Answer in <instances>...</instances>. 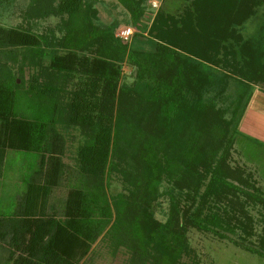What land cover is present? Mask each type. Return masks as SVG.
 <instances>
[{
	"label": "trees",
	"instance_id": "trees-1",
	"mask_svg": "<svg viewBox=\"0 0 264 264\" xmlns=\"http://www.w3.org/2000/svg\"><path fill=\"white\" fill-rule=\"evenodd\" d=\"M115 1L141 31L126 42L117 21L98 23V0H29L26 23L58 19L41 33L0 25V179L8 150L37 157L14 212L0 217L3 264H80L99 239L125 249L130 264H197L190 229L235 235V245L264 259L262 189L231 165L255 88L264 94L263 29L241 32L264 0H181L179 14L164 0ZM153 1L160 5L145 25ZM14 2L0 0V12ZM21 85L49 107L47 120L15 114ZM71 131L81 136L77 177L57 218L49 198ZM111 179L121 184L113 196Z\"/></svg>",
	"mask_w": 264,
	"mask_h": 264
},
{
	"label": "rangeland",
	"instance_id": "rangeland-1",
	"mask_svg": "<svg viewBox=\"0 0 264 264\" xmlns=\"http://www.w3.org/2000/svg\"><path fill=\"white\" fill-rule=\"evenodd\" d=\"M29 0H15L14 4L8 9L0 12V25L6 27H30L33 31L41 33L47 29L53 28L58 19L49 18L46 20L31 21L26 23L22 18V14L26 9ZM160 3L151 2L154 11L148 13L143 18V23L149 25L155 11ZM185 3L181 0H164L163 9L172 14H179ZM98 11V23L101 25H109L113 21L119 23V27L115 31V35H121L124 29H130L133 34L140 33L136 28L127 26L128 21L126 11L115 0H98L96 4ZM261 27L264 34V6H262L255 18L249 21L242 29V34L248 38L257 33ZM132 34V35H133ZM145 35V34H144ZM126 42V41H124ZM17 69H14V71ZM28 71L25 73L27 74ZM131 70L123 67V80L127 83L132 81ZM15 75V72H13ZM27 77V75L25 76ZM14 80L8 81V85H12ZM228 97L233 98L237 95L236 87L230 86ZM254 98L250 100L248 106L240 120L238 126V135L235 138L233 152L231 154V165L243 167L251 173L257 181L258 186L264 192V94L255 88ZM253 94V95H254ZM35 102L32 97H28V93L23 89V85L17 93V104L15 106V114L24 118H31L38 111L44 120L48 119L49 107L42 104L40 96ZM81 136L77 131H71L66 136V149L62 158L64 169L59 180L58 186L51 192L49 198L50 214L57 218L62 216L63 205L66 195L77 177L75 169V152ZM37 157L32 153L10 151L6 152L4 165L2 168V178L0 179V217L10 216L18 201L25 191L24 179L36 168ZM121 190V184L116 179H111L108 187V194L115 195ZM264 196V193H263ZM156 210V217L164 220L163 214L167 210V204L162 202ZM250 214L254 219H261L257 211H261V206L256 205L250 209ZM264 211V210H262ZM264 214V212H262ZM258 221V220H257ZM260 228L256 226V232L259 233ZM188 239L191 250L195 254L197 264H264V259L259 258L247 251L239 245H235L233 241L239 242L235 235L229 239H219L212 234L198 232L195 229L188 231ZM7 247L0 243V264H3L7 256ZM130 255L125 249H119L112 252L109 244L99 239L93 246L90 254L80 264H130ZM186 264H189V260ZM191 263V262H190Z\"/></svg>",
	"mask_w": 264,
	"mask_h": 264
},
{
	"label": "built area",
	"instance_id": "built-area-1",
	"mask_svg": "<svg viewBox=\"0 0 264 264\" xmlns=\"http://www.w3.org/2000/svg\"><path fill=\"white\" fill-rule=\"evenodd\" d=\"M132 31L130 29H124L121 31V35H117L120 37L123 41H129L132 36Z\"/></svg>",
	"mask_w": 264,
	"mask_h": 264
},
{
	"label": "crops",
	"instance_id": "crops-1",
	"mask_svg": "<svg viewBox=\"0 0 264 264\" xmlns=\"http://www.w3.org/2000/svg\"><path fill=\"white\" fill-rule=\"evenodd\" d=\"M255 94L253 95V98H254ZM262 189V188H261ZM263 191V190H262ZM264 193V192H263Z\"/></svg>",
	"mask_w": 264,
	"mask_h": 264
}]
</instances>
